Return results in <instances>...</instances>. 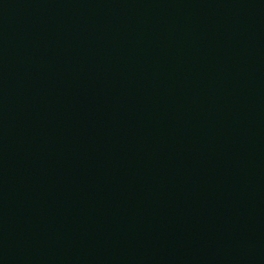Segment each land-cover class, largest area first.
<instances>
[{
    "label": "water",
    "instance_id": "1",
    "mask_svg": "<svg viewBox=\"0 0 264 264\" xmlns=\"http://www.w3.org/2000/svg\"><path fill=\"white\" fill-rule=\"evenodd\" d=\"M0 264H264V0H0Z\"/></svg>",
    "mask_w": 264,
    "mask_h": 264
}]
</instances>
